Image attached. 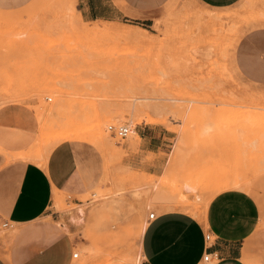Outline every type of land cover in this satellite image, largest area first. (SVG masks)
I'll return each instance as SVG.
<instances>
[{"label":"rangeland","instance_id":"obj_1","mask_svg":"<svg viewBox=\"0 0 264 264\" xmlns=\"http://www.w3.org/2000/svg\"><path fill=\"white\" fill-rule=\"evenodd\" d=\"M79 1L0 0V107L31 106L38 145L87 128L74 144L100 157L94 188L54 198L49 220L62 236L55 264H134L151 213L185 204L203 218L212 195L236 181L264 207V0L225 7L168 0L148 20L94 24L79 18ZM107 25L117 30L112 38L84 32ZM106 121L102 142L94 127ZM131 123L141 139L108 130ZM144 135L164 143L160 170L158 156L143 153ZM157 171L161 177L149 174ZM188 181L197 195L184 192ZM159 190L168 199L151 201ZM79 208L83 223L73 219ZM6 231L2 225L7 257L13 235Z\"/></svg>","mask_w":264,"mask_h":264},{"label":"crops","instance_id":"obj_2","mask_svg":"<svg viewBox=\"0 0 264 264\" xmlns=\"http://www.w3.org/2000/svg\"><path fill=\"white\" fill-rule=\"evenodd\" d=\"M167 1L80 0L78 13L86 22L148 20ZM235 1L201 0L204 5L216 7ZM40 129L39 117L28 104L7 103L0 107V228L3 225L13 235L7 257L2 254L0 241V264H55L62 236L50 222L49 212L56 194L80 196L94 188L100 176L95 168L100 157H95L94 148L64 142L47 152L38 146ZM155 137L144 135L143 153L156 154L160 170L165 158L158 154L164 143L152 145ZM149 174L161 177L160 171ZM233 184L212 195L203 218L175 205L172 210L156 214L154 220L148 219L141 233L144 264H264V207L259 198L243 190L247 188L244 183L239 187ZM187 186H194L195 191ZM231 187L234 189H228ZM183 189L186 194L198 193L192 181L185 182ZM227 194L231 198L223 199ZM157 198L158 203L168 199L160 190ZM79 215L76 211L73 219H79ZM207 255H211L210 263L205 262Z\"/></svg>","mask_w":264,"mask_h":264},{"label":"bare ground","instance_id":"obj_3","mask_svg":"<svg viewBox=\"0 0 264 264\" xmlns=\"http://www.w3.org/2000/svg\"><path fill=\"white\" fill-rule=\"evenodd\" d=\"M245 1V0H244ZM249 2V1H248ZM238 10V9H237ZM200 12H202L201 10H200ZM203 12H205V11H203ZM14 13V12H13ZM209 13H211V12H209ZM228 13V12H227ZM233 13V12H232ZM205 14V13H204ZM208 13L206 12V15H207ZM213 14V13H212ZM223 14V13H222ZM209 15V14H208ZM218 15V14H217ZM210 16H211V14H210ZM212 16H214V14L212 15ZM227 15L225 14V17H226ZM237 16H239V15H237ZM255 16V15H254ZM258 16V15H257ZM198 17H199V14H198ZM209 17V16H208ZM215 17V16H214ZM216 17H218V16H216ZM241 17H243L244 18V16H241ZM262 17V16H261ZM79 18H81V17H79ZM211 18V17H210ZM209 18V19H210ZM240 18V17H239ZM243 18H241V19H243ZM246 18V17H245ZM250 18V17H249ZM253 18V17H252ZM256 18V17H255ZM254 18V19H255ZM260 18V17H259ZM264 18V17H263ZM218 19V18H217ZM248 19V18H247ZM219 20H220V18H219ZM245 20V19H244ZM223 22V21H222ZM225 22V21H224ZM72 23V22H71ZM158 23V22H157ZM227 23V22H226ZM91 24V23H90ZM93 24H94V22H93ZM83 26V25H82ZM86 26V25H85ZM108 26V25H107ZM76 27V26H75ZM92 27V26H91ZM83 28H85V27H83ZM139 28V27H138ZM78 30H80V29H78ZM81 32H82V30H81ZM84 32H85V34L86 35H89V34H94L95 36L97 35V36H101V37H99L100 39L101 38H103L104 36H110L111 38H112V35H114L113 33H117V30L116 29H114V28H111V27H109L108 26V28H101V27H99V26H96V27H92V29H90V27H88V28H85V30H84ZM84 32H83V34H84ZM150 32V31H149ZM233 32V31H232ZM122 34V33H121ZM94 36V37H95ZM97 36H96V38L95 39H97ZM125 36H127V34H125ZM119 37V36H118ZM113 38H114V36H113ZM115 38H117V37H115ZM129 38H132V37H129ZM136 40H137V37H134ZM147 38V37H146ZM94 39V38H93ZM125 38H123V40H124ZM135 39H133V40H135ZM101 40H103V39H101ZM149 40V39H148ZM234 40V39H233ZM109 41V40H108ZM114 41V40H113ZM125 41V40H124ZM151 41H152V39H151ZM116 42V41H115ZM156 42V41H155ZM109 43V42H108ZM111 43V42H110ZM212 48V47H211ZM232 94V93H231ZM235 97V96H234ZM259 97V96H258ZM261 97V96H260ZM252 98V97H251ZM159 101H161V103H163L162 101H164V100H159ZM236 101V100H235ZM238 101H240V100H238ZM158 105V104H157ZM158 107H160L161 108V106H158ZM243 107V106H242ZM155 108V107H154ZM160 108H158V109H160ZM254 109V108H253ZM256 109V108H255ZM260 109V108H259ZM161 110V109H160ZM160 110H158L159 111V113H160ZM245 110V109H244ZM257 110V109H256ZM261 110V109H260ZM246 112H247V109L245 110ZM242 112H243V110H242ZM253 112V111H252ZM157 113V112H156ZM119 117V116H118ZM123 118V117H122ZM121 120V119H120ZM149 120H151V119H149ZM113 122V121H112ZM107 123V121L105 122V123H98V125L97 126H95L94 127V130L96 131V133H98L99 134V139L103 142V141H105V138H107L108 136H109V134H107L105 131H104V125ZM129 127H131V134H132V136H134L135 138H137V139H139L140 137H139V135H138V133L136 132V126L133 124V123H131V125L129 126ZM84 129H87V128H83V127H77V126H74V127H72L71 129H69V130H65V132H63L62 134H60L59 136H57V137H55V138H52V139H47L46 138V140L45 139H43V140H41V141H44L45 142V144H41V145H38L39 146V149H45L47 152L48 151H52L56 146H58L59 144H61V143H64V142H71V143H82V140L84 139V132H85V130ZM130 136V135H129ZM132 136H130V138L132 137ZM133 138V137H132ZM108 139V138H107ZM106 139V140H107ZM134 139V138H133ZM136 139V140H137ZM141 139V138H140ZM135 140V139H134ZM107 142H108V140H107ZM37 146V147H38ZM39 151V150H38ZM40 153V152H39ZM42 156L43 155H45V154H42V153H40ZM30 156V155H29ZM29 156H27V159H28V157ZM47 156V155H46ZM12 157H13V155H12ZM15 157V156H14ZM26 157V156H25ZM33 157H31L30 156V161H31V159H32ZM15 159V158H14ZM17 159V158H16ZM39 159H41V158H39ZM44 159V158H43ZM47 159V158H46ZM33 160V159H32ZM36 160H38L37 158H36ZM15 161V160H14ZM35 161V160H34ZM40 161V160H39ZM43 163V162H42ZM41 163V164H42ZM45 167V166H44ZM263 168H264V166H263ZM262 168V169H263ZM264 170V169H263ZM260 171V170H259ZM246 184H248V183H246ZM244 185V186H246L247 187V185ZM235 187H239V186H241V185H243L241 182H237L236 181V183L235 184H233ZM157 186V185H156ZM155 188V187H154ZM157 188H158V186H157ZM156 188V189H157ZM187 189H189L190 191H195V187L194 186H187L186 187ZM156 193V192H155ZM152 197V196H151ZM182 198V197H181ZM183 199V198H182ZM151 201H155V202H157L158 201V198H157V193H156V195L153 197V200H151ZM57 202V201H56ZM151 203H153V202H151ZM150 203V204H151ZM180 203V202H179ZM156 205V204H155ZM179 205V204H178ZM180 205H182V204H180ZM154 206V205H153ZM184 206H185V204H184ZM184 206H182V207H184ZM205 206V205H204ZM152 207V206H151ZM187 207V206H186ZM203 207V206H202ZM185 208V207H184ZM200 208V207H199ZM151 209V208H150ZM189 209V208H188ZM193 209V208H192ZM203 209H205L204 207H203ZM183 210H185V209H183ZM190 211V210H189ZM204 211V210H203ZM192 212V211H191ZM194 212V211H193ZM196 212H200V211H196ZM201 212H202V210H201ZM77 213H79L80 215H79V219L81 220L80 222H82L83 220H84V216H85V211L82 209V208H79V210H77ZM205 213V212H204ZM203 213V214H204ZM75 214V213H74ZM206 214V213H205ZM198 215V214H197ZM196 216V215H195ZM76 220H79L78 219V217L77 218H75ZM146 225V224H145ZM145 225L143 226V229H142V232L144 231V228H145ZM12 232V231H11ZM6 233H7V231H6ZM140 246V248H139V252H141V253H139L138 254V256H137V258H136V260H135V263L134 264H141L142 263V257H143V253H142V246L141 245H139ZM80 256V254L79 253H76V255H75V257L76 258H78Z\"/></svg>","mask_w":264,"mask_h":264},{"label":"built area","instance_id":"obj_4","mask_svg":"<svg viewBox=\"0 0 264 264\" xmlns=\"http://www.w3.org/2000/svg\"><path fill=\"white\" fill-rule=\"evenodd\" d=\"M109 132L118 137L120 140H125L128 138L129 134H131V128L127 125L124 126H109L108 128ZM156 218L155 213H151L149 215V220H154ZM7 225H4L6 227ZM76 258V257H75ZM205 262L210 263L211 262V255H207L205 257Z\"/></svg>","mask_w":264,"mask_h":264},{"label":"snow or ice","instance_id":"obj_5","mask_svg":"<svg viewBox=\"0 0 264 264\" xmlns=\"http://www.w3.org/2000/svg\"><path fill=\"white\" fill-rule=\"evenodd\" d=\"M229 198H231V194H227L225 197H223V199H225V200H227Z\"/></svg>","mask_w":264,"mask_h":264}]
</instances>
